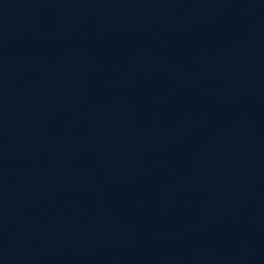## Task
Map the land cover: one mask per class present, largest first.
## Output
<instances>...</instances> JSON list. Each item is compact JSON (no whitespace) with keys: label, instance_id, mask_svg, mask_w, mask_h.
<instances>
[{"label":"water","instance_id":"95a60500","mask_svg":"<svg viewBox=\"0 0 264 264\" xmlns=\"http://www.w3.org/2000/svg\"><path fill=\"white\" fill-rule=\"evenodd\" d=\"M0 264H264V0H0Z\"/></svg>","mask_w":264,"mask_h":264}]
</instances>
